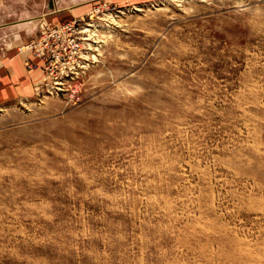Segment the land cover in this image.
Listing matches in <instances>:
<instances>
[{
    "label": "rangeland",
    "instance_id": "1",
    "mask_svg": "<svg viewBox=\"0 0 264 264\" xmlns=\"http://www.w3.org/2000/svg\"><path fill=\"white\" fill-rule=\"evenodd\" d=\"M68 24L42 63L31 43ZM40 26L0 64V264H264V0Z\"/></svg>",
    "mask_w": 264,
    "mask_h": 264
},
{
    "label": "crops",
    "instance_id": "2",
    "mask_svg": "<svg viewBox=\"0 0 264 264\" xmlns=\"http://www.w3.org/2000/svg\"><path fill=\"white\" fill-rule=\"evenodd\" d=\"M17 1L0 0V64L3 65L20 64L25 59L21 53L15 55L16 49L33 41L41 32L44 27L40 24L46 12L72 9L76 15H80L86 13L91 0H72L71 4L68 3L69 0H31L33 6L30 7L26 3L19 6ZM3 74L6 75L4 72ZM5 75L2 77L7 78Z\"/></svg>",
    "mask_w": 264,
    "mask_h": 264
},
{
    "label": "built area",
    "instance_id": "3",
    "mask_svg": "<svg viewBox=\"0 0 264 264\" xmlns=\"http://www.w3.org/2000/svg\"><path fill=\"white\" fill-rule=\"evenodd\" d=\"M73 28L72 24L60 27L49 26L37 40L31 43L29 48L44 64L49 60L59 59L58 51L62 47L66 50L67 35L70 36ZM49 66L51 67V63Z\"/></svg>",
    "mask_w": 264,
    "mask_h": 264
},
{
    "label": "bare ground",
    "instance_id": "4",
    "mask_svg": "<svg viewBox=\"0 0 264 264\" xmlns=\"http://www.w3.org/2000/svg\"><path fill=\"white\" fill-rule=\"evenodd\" d=\"M87 26V25H86ZM90 25H88V27H89ZM86 30H90V29H86Z\"/></svg>",
    "mask_w": 264,
    "mask_h": 264
}]
</instances>
